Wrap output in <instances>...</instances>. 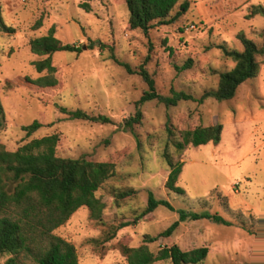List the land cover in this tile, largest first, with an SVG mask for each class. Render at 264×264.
<instances>
[{
	"label": "rangeland",
	"instance_id": "obj_1",
	"mask_svg": "<svg viewBox=\"0 0 264 264\" xmlns=\"http://www.w3.org/2000/svg\"><path fill=\"white\" fill-rule=\"evenodd\" d=\"M187 1V10L174 22H157L145 36L137 29L124 31L127 9L111 0H0L1 20L12 28L0 30V144L14 150L31 138L56 133V155L114 165L113 175L94 191L103 202L100 219H90L88 209L79 206L52 230L74 246L78 264H126L120 244H145L150 251L171 244L181 250L205 246V258L195 264H264V55L258 57L263 60L256 76L242 81L232 98L201 97L215 89L219 72L232 66L222 47L240 50L236 33L261 43L264 16L247 14L251 5L264 7V0ZM49 27L60 42L81 47L51 54L57 87L12 85L17 76L45 74L35 71L32 61L44 55L31 53L28 40ZM187 60L189 66L180 69ZM140 66L158 94L182 91L189 98L174 105L145 101L140 122L123 130L146 89ZM60 108L103 114L111 122L69 119ZM34 119L40 126L26 136L21 126ZM213 123L221 125L217 144L174 148L180 131ZM163 152L180 163L174 184L181 192L164 185L169 167ZM124 188L134 194L116 199L114 193ZM148 192L170 207L157 204L136 218ZM180 212L217 215L226 223L206 217L178 220ZM175 220L168 236L144 241ZM125 222L102 240L108 225ZM20 264L32 262L21 258Z\"/></svg>",
	"mask_w": 264,
	"mask_h": 264
},
{
	"label": "trees",
	"instance_id": "obj_2",
	"mask_svg": "<svg viewBox=\"0 0 264 264\" xmlns=\"http://www.w3.org/2000/svg\"><path fill=\"white\" fill-rule=\"evenodd\" d=\"M114 4L123 5L127 9V18L123 29L140 30L147 35L148 30L155 23L170 24L174 22L188 8L187 0H111ZM85 6V5H84ZM177 7V8H175ZM264 16V7L260 4L251 5L247 14ZM0 30L12 31L0 17ZM261 43L245 37L242 32L236 33L241 44L240 50H226L223 52L233 62L227 70L218 74L216 87L204 91L202 98L212 97L215 100L232 98L237 86L244 80L256 76L264 55V29L260 32ZM29 51L43 58L32 61L36 72L45 70V74L33 79L27 76L15 77L10 81L18 86L33 90H52L58 81L53 76L55 67L51 64L50 56L55 51H76L81 47L70 43H62L53 36V28L49 27L45 34L28 40ZM187 60L180 69L189 66ZM123 65V64H122ZM127 70L128 66L123 65ZM137 73L146 84V89L134 102V112L122 123V129L131 131L134 124L141 118L140 105L148 100L157 99L165 105H174L179 99H187L189 95L182 91H172L170 96H162L154 89L153 79L147 74L143 66ZM9 84L11 85V83ZM69 119H80L96 123H110L108 116L103 114L90 115L80 109L66 110L60 108ZM1 121V107H0ZM40 123L32 120L22 125L26 136L34 132ZM221 125L213 123L196 126L192 129L180 131L179 139L173 141L177 151L189 145L205 143L217 144ZM168 134L171 131L167 128ZM58 140L56 133L31 138L18 145L14 150H7L0 144V257L6 256L3 264H20L21 258L29 259L32 264H78L74 246L63 238L52 233L79 206L88 209L90 219L99 220L103 202L94 195V191L114 173V165L109 161H94L84 157H61L55 153ZM163 158L169 171L165 187L175 192L182 190L174 182L180 171L179 162H171L167 153ZM134 194V189L124 188L114 193L116 199H122ZM157 204L170 205L159 199H154L148 192L146 202L136 218L152 211ZM210 218L214 221L226 223L217 215L180 212L178 220L184 218ZM135 220V219H134ZM178 220L160 231L156 236H146L145 242H151L157 236H168L177 225ZM131 223H134L132 220ZM129 222L106 227L104 241L109 240L115 231ZM126 264H151L157 260L168 259L171 264H195L202 261L207 254V247L199 246L188 250H181L176 244L161 246L156 251H150L145 244L138 246L119 245Z\"/></svg>",
	"mask_w": 264,
	"mask_h": 264
},
{
	"label": "water",
	"instance_id": "obj_3",
	"mask_svg": "<svg viewBox=\"0 0 264 264\" xmlns=\"http://www.w3.org/2000/svg\"><path fill=\"white\" fill-rule=\"evenodd\" d=\"M82 48H83V46H82Z\"/></svg>",
	"mask_w": 264,
	"mask_h": 264
}]
</instances>
